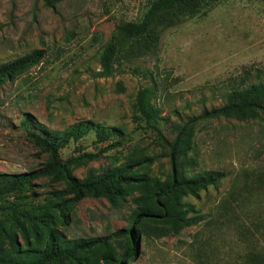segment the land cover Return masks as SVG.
I'll return each instance as SVG.
<instances>
[{
	"label": "rangeland",
	"instance_id": "obj_1",
	"mask_svg": "<svg viewBox=\"0 0 264 264\" xmlns=\"http://www.w3.org/2000/svg\"><path fill=\"white\" fill-rule=\"evenodd\" d=\"M150 1L57 0L49 7L43 0H0V65L33 50L44 52L36 65L0 85V172H26L45 161L21 123L28 114L50 130L79 120L119 130L120 136L102 143L89 132L60 150L63 159L77 155L78 144L83 152L96 153L73 166L80 179L122 164L168 179L172 127L222 105L233 88L264 82V0L209 2L193 18L165 29L155 52L115 64L112 75L99 77L100 53L115 25L139 21ZM141 86H154L150 102L163 118L155 122L161 133L137 117L133 103ZM109 144L116 145L104 150ZM176 168L185 177L205 170L226 176L158 200L142 197L145 185L134 183L126 186L123 201L84 197L64 213L54 194L62 182L38 177L30 188L0 197V253L13 256L14 244L19 250L43 248L52 232L68 243L113 235L109 250L123 264H249V256H264V111L255 118L197 121ZM141 198L152 200L159 215L137 232L141 224L133 212ZM176 211L187 220L202 219L178 234L154 233L155 227L170 226L168 215ZM101 254L102 249H86L64 264H107Z\"/></svg>",
	"mask_w": 264,
	"mask_h": 264
},
{
	"label": "trees",
	"instance_id": "obj_2",
	"mask_svg": "<svg viewBox=\"0 0 264 264\" xmlns=\"http://www.w3.org/2000/svg\"><path fill=\"white\" fill-rule=\"evenodd\" d=\"M43 1L49 7H53L57 2V0ZM217 1L219 0H151L139 21H122L115 25V33L103 46L100 53L101 69L97 72V75L99 77L110 76L114 73L115 64L121 65L124 60L130 61L155 52L159 46L160 34L165 29L179 26L197 15L202 7L209 2ZM43 53V50L40 49L33 50L12 61L1 64L0 85L5 80H11L21 74L22 71L24 72L36 65L43 57ZM153 91L154 86H141L138 88L133 107L139 119L161 133V130L155 126V122L163 118L160 117L159 109L155 108L150 102ZM263 111L264 82L258 81L229 90L222 105L211 109H203L200 114L175 124L172 127L175 135L168 142L172 172L170 177L165 180L151 178L145 174H137L134 172L132 164L113 166L105 172L90 174L80 179L73 174V166L92 160L96 153L83 152V147L78 144L74 148V153L78 154H72L63 159L60 156V150L71 141L77 143L89 132H94L95 142L102 143L112 136H120L119 130L116 127L105 126L91 120L76 121L63 130H50L44 124L26 114L21 122L27 131L26 136L37 149L38 154L45 156V161L36 169L26 172L17 174L0 172V197L10 192L30 188L33 181L38 177H50L53 180L62 182L63 187L54 193L61 200L58 206L62 213L84 197H104L112 204L123 201L128 194L126 186L134 183L145 185L147 193L142 197L156 200L194 192L209 185H215L226 176L225 172L219 170H205L192 177H185L177 172V159L182 152L190 147L194 124L199 120L218 117L255 118ZM112 145L116 144H109L103 149H108ZM135 201L139 203V206L134 210L133 218L135 222L140 221L141 227L137 229V232H141L146 221L153 215L159 214L156 210H153L152 200H142L141 198ZM168 216L171 221L170 226L155 227L154 233L157 235L169 232L178 234L183 226L202 219V216H200L187 220L178 211ZM3 231L4 227L0 223V234ZM128 232L129 236L135 238L134 230ZM22 233L24 234L23 230ZM112 236L80 238L68 243L51 232L48 234L43 248L19 250L14 244V255L5 257L0 253V264H64L67 259L75 257L80 251L86 249H97L98 251L102 249L104 254L101 255L107 256L110 260L107 261V264H123L121 257L114 255L109 250V240ZM88 264H98V262L92 260ZM249 264H264V256L261 254L249 256Z\"/></svg>",
	"mask_w": 264,
	"mask_h": 264
}]
</instances>
